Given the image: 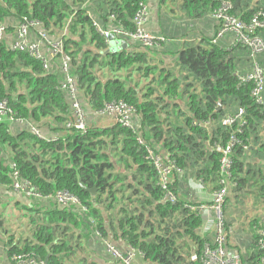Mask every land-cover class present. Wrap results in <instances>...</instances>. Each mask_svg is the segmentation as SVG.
Masks as SVG:
<instances>
[{"label":"trees","instance_id":"16d2710c","mask_svg":"<svg viewBox=\"0 0 264 264\" xmlns=\"http://www.w3.org/2000/svg\"><path fill=\"white\" fill-rule=\"evenodd\" d=\"M84 1L0 0V22L9 36L0 39V103L9 110L0 116V264H27L30 259L45 264H122L105 242L121 255L133 249L137 264H203L204 245H214V235L201 233L202 204L190 199L187 174L210 183L213 193L225 187L220 214L227 246L235 239L241 263L260 264L259 231L264 223L247 217L246 201L264 203V170L245 160L248 154H264L259 135L264 104L254 101L253 83L240 84L237 75L248 74L254 63L264 71V50L251 58L250 48L237 42L233 32L212 42L221 26L212 17L218 0ZM142 1L154 3L166 32L155 34L165 38L156 48L184 38L182 43L171 42L178 75L150 64L137 50L149 49L140 41L107 51L109 44L97 27L134 31V15ZM169 1L182 12L179 20L161 10ZM231 3L229 13L245 26L258 12L264 22V0ZM25 20L33 23L32 37H38L36 22L50 37H62L63 56L77 76L83 108L93 113L123 102L134 109L133 128L115 122H89L84 131L70 126L74 116L60 89L61 56H54L46 70L25 50L10 48L17 25ZM195 21L214 22L213 34L200 35L197 43L187 41V29ZM255 34L264 42V28ZM239 108L241 121L221 123ZM230 136L236 142L228 154L227 179L221 183L222 155L215 148L225 146ZM148 149L178 169L171 172L166 190L147 157ZM15 181L29 195V203L18 206L27 220L19 235L7 229L9 219L4 216L10 203L4 197L15 192ZM167 192L174 202L165 198ZM58 193L75 201L60 202ZM241 215L245 221L236 226Z\"/></svg>","mask_w":264,"mask_h":264},{"label":"built area","instance_id":"2783aa9c","mask_svg":"<svg viewBox=\"0 0 264 264\" xmlns=\"http://www.w3.org/2000/svg\"><path fill=\"white\" fill-rule=\"evenodd\" d=\"M94 0H85L84 4ZM220 2L219 7L212 13V17L220 21L221 26L218 32L212 39L215 42L217 38L222 37L227 32H233L235 34L237 42H240L250 48V57L254 58L255 53L264 50L263 40L255 34L257 29L264 28V22L261 20L263 16L262 12H258L251 19L249 26H245L243 22L229 13L232 8L231 0H218ZM149 6L147 2H140L139 8L134 15L135 30L134 31H124L120 28H110L108 30H101L99 27L101 35L108 42V47H110L111 42L108 38L110 34L116 36H121L124 39V43L140 41L145 47H159L161 42L165 40L163 36L155 35L149 32L146 27V22L149 18ZM38 28V37H32L29 34V27L33 25L32 22L27 20L21 22L17 25V36L13 41H10V48L13 50H25L35 59L42 62L44 69H49L50 60L54 56H61L60 60V70L63 74V79L60 85V89L66 93V96L70 100L71 110L74 116V120L69 123L70 126L78 130H86L88 122H85L86 113L81 104L79 98V87L77 76L71 73V66L68 60L63 56V40L62 37H50L47 31L43 27L39 26V23H34ZM67 33V26L63 29L62 34ZM6 26L4 23L0 22V39L6 38ZM62 35V36H63ZM127 46V45H126ZM116 51V50H111ZM237 74V73H236ZM238 82L244 84L246 82H252L253 88L251 95L257 104H264V71L256 63L253 64L252 69L246 75H237ZM7 111H9L5 103H0V116H3ZM94 115L101 117H111L113 122L120 123L123 126L133 128L132 116L134 114V109L123 102L110 103L107 104L102 110L93 112ZM243 114V109L239 108L234 114H227L221 121L223 125L230 126L237 121H241ZM85 116V117H84ZM207 126L208 123H204ZM36 135L42 137L41 131L33 128L32 130ZM141 142V141H139ZM236 142L234 136H230L225 146H217L216 151L220 152L221 157V172L224 175L221 183H224L227 179L228 169L230 167V162L228 154L231 147ZM155 169L159 175V182L161 187L166 190L169 184V179L171 172L178 170L175 165L162 158L158 154H154L151 149H148V156ZM13 177L16 179L18 177L17 170L14 165ZM13 189L15 191H22L23 187L15 181L13 183ZM226 193L225 187L221 190L213 193L214 200H212L211 208L215 210L217 214L214 230V245L206 243L203 250V264H242L241 256L236 251H229L227 248L228 232L223 226V221L221 218L220 210L223 204L224 195ZM58 200L60 202L72 201L75 199L68 196L66 193H58ZM165 198L170 202L175 201V197L170 192H167ZM198 209H201L199 206ZM259 248L262 250V257L260 259V264H264V230H260ZM107 250L112 254L115 259L121 261L122 264H137L135 259L137 257L136 252L130 249L126 252V255H121L109 242H105ZM27 264H45L41 260L30 259Z\"/></svg>","mask_w":264,"mask_h":264},{"label":"crops","instance_id":"0c3cea01","mask_svg":"<svg viewBox=\"0 0 264 264\" xmlns=\"http://www.w3.org/2000/svg\"><path fill=\"white\" fill-rule=\"evenodd\" d=\"M168 1V0H167ZM148 6H149V11H150V15H149V19L146 22V27L149 30L150 33L152 34H161V33H166L165 31H162V27L161 24H159L157 17L155 16V9H154V3L152 2H147ZM170 9H174L173 11H170ZM161 10L163 12H166L169 14V17L171 18H177L178 20L180 19V17L183 15L182 12L178 9L175 8L173 5V2L167 3V5H163V7L161 8ZM190 28L191 29H187V34L185 35L187 37V41L190 42H194L197 43L199 42L201 39L200 35H212L213 31H214V22L212 24H208V22L206 23H197L195 21V25L193 26V23H190ZM211 26V27H210ZM192 29H195V31H193ZM201 31L204 32L201 33ZM179 42L182 43L184 41V38L179 37L177 39H172L171 42ZM169 42L168 44H165L163 49L167 50L168 52L163 53L161 52L163 49L160 48H155V47H151V48H139L137 49L138 51H140L142 54H144L149 60H150V64L153 65H157L159 68L162 69H171L175 72L176 75L179 74V70L177 68L176 65V54H172L171 52L173 51V47L172 44ZM130 49V46H129ZM164 50V51H165ZM124 72H121V74ZM176 102H181L180 100L176 101ZM91 122H96L99 124H104L106 125L107 123H112L113 119L111 117H96L94 121ZM259 135L264 139V123L262 125V129L259 132ZM251 147H249L250 149ZM247 163L250 162L253 165H260V167L264 170V154L262 156H254L252 154H248L245 160ZM186 179V184L187 187L190 188L191 193H190V199L193 201H197L199 203H201V209L200 210V215L202 216V225H201V233L209 236V237H213L214 235V230H215V222H216V218H217V214L215 212V210H213L211 208V204H208V202H211V197H212V185L208 182L203 183L200 180L196 179L194 175L191 174H187V176L185 177ZM22 194V195H20ZM6 200H9L10 203L7 204V209L6 212L4 213V216L6 218L9 219V223H6V227L8 230L10 231H15V235H19L21 231H23L24 229H21L24 227V225L26 224L27 220L25 219V217H23V210L19 209L18 206H22V205H27L29 203L28 201V197L29 195L26 192H22V193H10V196H5L4 198H6ZM247 205L249 207V211L247 212V217L249 218H255L258 217L260 219V221H262L264 223V203L261 205H254V202L252 199H248L247 201ZM245 216H239L235 219V224L236 226L238 224H241L242 222L245 221ZM7 219V220H8ZM14 224V226H12ZM18 226V229H17ZM21 229V231H20ZM2 235V234H1ZM234 239V238H233ZM235 245V239L232 240V243L230 245L227 246L228 250L233 252L236 251L237 249L234 247ZM100 258L98 263H102L101 261V257H97Z\"/></svg>","mask_w":264,"mask_h":264},{"label":"water","instance_id":"95a60500","mask_svg":"<svg viewBox=\"0 0 264 264\" xmlns=\"http://www.w3.org/2000/svg\"><path fill=\"white\" fill-rule=\"evenodd\" d=\"M110 42H111V46H110V50H107V51H111V50H119V48H125L126 47V42L124 43L123 40H120V39H116V37L113 35V34H110L108 36ZM86 191H89L91 194L94 193V190L93 189H88V188H85L83 187Z\"/></svg>","mask_w":264,"mask_h":264},{"label":"rangeland","instance_id":"374dc122","mask_svg":"<svg viewBox=\"0 0 264 264\" xmlns=\"http://www.w3.org/2000/svg\"><path fill=\"white\" fill-rule=\"evenodd\" d=\"M149 15H150V14H149ZM148 19H149V18H148ZM6 35H7V34H6ZM6 37H9V36L7 35ZM107 50H110V47H108ZM107 71H108V70H107V68H106L105 72L102 73V75H103V77H105V79L108 77V75H107ZM124 74H126V72L122 73L121 75H124ZM135 74H136V73H135ZM135 74L132 72V74L130 75L131 78H134ZM156 83H157V82H156ZM84 110H85V113H86L85 122L87 121V122L89 123V122H91V121H94L95 118L98 117L97 115H94L93 113L87 111L86 109H84ZM84 117H85V116H84ZM15 192H17V193H22V191H15ZM15 192H14V193H15ZM20 195H22V194H20ZM211 200H214V195H213V193H212ZM211 203H212V201H211ZM12 226H14V224H13Z\"/></svg>","mask_w":264,"mask_h":264}]
</instances>
